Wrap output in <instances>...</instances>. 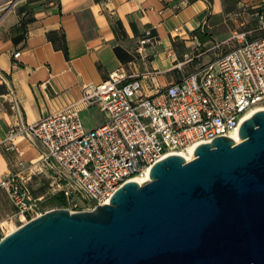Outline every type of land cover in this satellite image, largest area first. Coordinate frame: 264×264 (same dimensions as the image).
<instances>
[{
  "label": "built area",
  "instance_id": "1",
  "mask_svg": "<svg viewBox=\"0 0 264 264\" xmlns=\"http://www.w3.org/2000/svg\"><path fill=\"white\" fill-rule=\"evenodd\" d=\"M21 1L8 0L0 12ZM257 16L264 30V14ZM238 40V46L215 53L201 68L152 96L145 94V85H155L158 71L128 74L120 67L101 84L84 86L81 99L67 110L13 127L0 147L16 150V139L26 135L42 153L37 161H19L16 171L0 183L15 208L5 223L24 225L55 209L81 212L109 205L125 184L167 157L240 132L247 114L264 111V37L249 40L242 34ZM224 43L201 51L197 58L218 51ZM160 45L148 29L137 52L143 55ZM20 56L21 52L14 54L15 59ZM11 102L19 111L14 93ZM83 108L99 111L105 121L88 130ZM43 177L48 179L46 191L35 195V180ZM56 198L63 200L61 206L46 209ZM5 223L0 222V237Z\"/></svg>",
  "mask_w": 264,
  "mask_h": 264
},
{
  "label": "water",
  "instance_id": "2",
  "mask_svg": "<svg viewBox=\"0 0 264 264\" xmlns=\"http://www.w3.org/2000/svg\"><path fill=\"white\" fill-rule=\"evenodd\" d=\"M239 136L167 157L109 205L31 220L0 240V264H264V111Z\"/></svg>",
  "mask_w": 264,
  "mask_h": 264
},
{
  "label": "crops",
  "instance_id": "3",
  "mask_svg": "<svg viewBox=\"0 0 264 264\" xmlns=\"http://www.w3.org/2000/svg\"><path fill=\"white\" fill-rule=\"evenodd\" d=\"M224 15V0H23L2 11L0 140L20 123H37L67 110L81 99L84 86L101 84L120 67L128 74L159 72L155 85L146 83L147 96L178 83L186 74L189 49L200 53L237 33L219 26ZM148 29L161 45L140 55L139 42ZM17 52L19 59L14 58ZM12 93L19 111L12 109ZM81 116L88 130L105 121L97 110L83 108ZM15 145L12 151L0 147V183L19 161H37L42 153L26 135ZM47 184L46 177L36 179L34 194L44 193ZM13 207L0 188V222L13 214Z\"/></svg>",
  "mask_w": 264,
  "mask_h": 264
},
{
  "label": "rangeland",
  "instance_id": "4",
  "mask_svg": "<svg viewBox=\"0 0 264 264\" xmlns=\"http://www.w3.org/2000/svg\"><path fill=\"white\" fill-rule=\"evenodd\" d=\"M7 3L4 4V7H7ZM225 7V15L223 20L219 23L221 28H225L228 33L231 30H237V33H230L229 38L225 41L224 45L218 51H212L207 53L206 55L197 58L198 52H194V50L189 49V56L184 59L185 66L184 69L186 74L192 73L197 69L201 68L203 65L208 63L210 60L214 59V54L217 55L224 54L234 47L239 45L238 37L242 34L249 32L250 30L260 29L262 26L261 21L258 14H264V0H224ZM1 13V12H0ZM247 39L255 40L261 37H264V30H259V32L254 34H246ZM217 42H215L216 44ZM212 46V45H211ZM208 46V47H211ZM207 47V49H208ZM190 59H193L190 61ZM95 120H99L100 116H95ZM61 203L49 201L46 203V209H55L59 208ZM12 212H15V208L11 209ZM12 215V214H11ZM8 217H5L4 221L1 223H5ZM22 224L20 222L14 223H5L4 232L0 237V240L11 232L17 230L21 227Z\"/></svg>",
  "mask_w": 264,
  "mask_h": 264
},
{
  "label": "bare ground",
  "instance_id": "5",
  "mask_svg": "<svg viewBox=\"0 0 264 264\" xmlns=\"http://www.w3.org/2000/svg\"><path fill=\"white\" fill-rule=\"evenodd\" d=\"M255 113H256V111H253V112H250L249 114H247L246 117H245V119H244V121H246L247 119H249L250 117H252V115H254ZM230 137L236 143H240L241 142V139H240V136H239V132L238 131H236L233 134H231ZM177 155H182L183 157H185L187 159V161H191V160L194 159V148H189L185 152L177 153ZM132 181H136V182H138L141 185H143L145 183H148L150 181V172L147 171L144 175L137 176Z\"/></svg>",
  "mask_w": 264,
  "mask_h": 264
},
{
  "label": "trees",
  "instance_id": "6",
  "mask_svg": "<svg viewBox=\"0 0 264 264\" xmlns=\"http://www.w3.org/2000/svg\"><path fill=\"white\" fill-rule=\"evenodd\" d=\"M52 201L53 202H59V203L61 202V203H63V200L61 198H56V199H53Z\"/></svg>",
  "mask_w": 264,
  "mask_h": 264
}]
</instances>
